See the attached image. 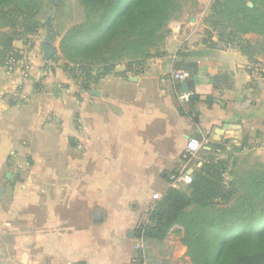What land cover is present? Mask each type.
<instances>
[{
  "label": "crops",
  "instance_id": "0c3cea01",
  "mask_svg": "<svg viewBox=\"0 0 264 264\" xmlns=\"http://www.w3.org/2000/svg\"><path fill=\"white\" fill-rule=\"evenodd\" d=\"M183 19L169 22L162 55L87 82L60 66L57 45L48 54L35 35L30 47L12 42L24 57L0 65V264L175 261L137 229L174 186L167 175L185 164L187 139L229 148L264 132V82L248 86L253 55L208 46L205 26ZM180 61L196 66L193 107L171 77L187 71Z\"/></svg>",
  "mask_w": 264,
  "mask_h": 264
},
{
  "label": "trees",
  "instance_id": "16d2710c",
  "mask_svg": "<svg viewBox=\"0 0 264 264\" xmlns=\"http://www.w3.org/2000/svg\"><path fill=\"white\" fill-rule=\"evenodd\" d=\"M182 1L77 0L80 20L60 38L62 67L73 69L74 78L83 76L82 81L87 82L110 72L118 63L132 66L162 55L164 39L170 31L168 24L178 16ZM61 4L63 0L56 5L46 0H0V65L18 55L12 45L15 39L30 47V37L41 27L51 31V25H43L41 18L52 15ZM212 10L215 18L207 22L204 30L208 46L216 45L210 39L213 35L219 41H228L221 28L228 23L233 26L229 32L232 38L237 33L252 32L264 39V0H216ZM176 65L190 73L186 81L190 83L196 75L194 63L180 61ZM176 83L182 88L181 82ZM188 101L193 107L192 95ZM258 113L255 109L235 111L238 119H249ZM226 143L227 140L221 146L201 148L195 157L184 150L181 161L189 167L190 162H196L191 167V181L170 186L151 206L137 230L144 239L160 242L174 228L181 235L189 264H264V162L223 183L227 159L210 155ZM178 171L167 176L177 175ZM233 186L235 189H231ZM215 199L217 202H213Z\"/></svg>",
  "mask_w": 264,
  "mask_h": 264
},
{
  "label": "rangeland",
  "instance_id": "374dc122",
  "mask_svg": "<svg viewBox=\"0 0 264 264\" xmlns=\"http://www.w3.org/2000/svg\"><path fill=\"white\" fill-rule=\"evenodd\" d=\"M47 4H53V0H46ZM180 6V12L178 16L174 19L184 18L183 20L186 21H193L194 24L196 22L206 26L207 22H211L215 17L212 15L213 6L216 4V0H184L182 1ZM249 6H252L251 2L247 3ZM251 4V5H250ZM186 9L184 6H186ZM184 8H183V7ZM48 14L42 16L41 21L44 25L45 19L48 17ZM81 9L78 6L77 0H63V4L59 6V8L51 15L50 22H51V31L41 27L35 34L32 36H36V38H41V43L51 45H57V49L59 50V43L60 38L63 33L72 25L76 24L80 20ZM190 23V22H189ZM198 26H196L197 28ZM195 28V29H196ZM224 31V40L228 41H219L216 37V47H228V48H240L242 52L247 56H250V53L253 55V61H248V68H252L254 79H251V83H248V86L255 87V85H261L264 82V39L255 33L248 32V33H237L230 37L229 32L233 30V26L231 23H228L225 27H221ZM211 31V28H208ZM219 29V27H218ZM205 30V27L203 31ZM216 31V30H215ZM214 33V32H213ZM188 33L186 32L185 40H187ZM32 36L30 39H32ZM32 41V40H31ZM213 42V41H212ZM52 43V44H51ZM26 47L28 44H25ZM218 45V46H217ZM24 57V53H18L14 59L20 60ZM27 58V56H26ZM54 60V59H53ZM62 67L63 64L60 63ZM64 68V67H63ZM69 67L64 68L70 75L73 76L74 70L68 69ZM85 68V67H84ZM87 68H85L86 71ZM84 71V70H83ZM95 72V69L92 70ZM257 81V83L255 82ZM249 87V88H251ZM262 92V91H261ZM264 93V92H263ZM264 96V94H262ZM264 100V99H263ZM258 106H261L259 104ZM260 108V107H259ZM264 120V116L261 119ZM264 123V121H263ZM259 134V133H258ZM261 135L259 138H255L251 140L247 138L245 135L241 139L237 140L236 143L231 144L228 148L227 143L219 149V152L212 153L210 157L216 156L217 158L227 159L226 161V168L220 169L222 172V182L228 183L229 180H232L234 177L244 174L246 171L250 169H255L259 163L264 162V132L259 134ZM250 142V143H249ZM223 143V141H222ZM222 143L218 146H221ZM232 147V150L230 148ZM231 157V158H229ZM194 162V163H193ZM195 160L190 162L189 165L194 168L195 167ZM231 189H235L233 186ZM213 202H217L215 199ZM164 246L161 247L162 251H169L168 253L172 259L175 261L172 264H189V259L185 255L186 247L181 241V235L177 234L172 228L167 236L163 239ZM161 243V242H160ZM150 245V243H149ZM170 248H166V246ZM157 249V248H156ZM149 259V258H148ZM169 264L171 262L169 261Z\"/></svg>",
  "mask_w": 264,
  "mask_h": 264
},
{
  "label": "built area",
  "instance_id": "2783aa9c",
  "mask_svg": "<svg viewBox=\"0 0 264 264\" xmlns=\"http://www.w3.org/2000/svg\"><path fill=\"white\" fill-rule=\"evenodd\" d=\"M16 60L13 58L8 59V62L5 65H12ZM171 77L175 82H186L191 78V75L189 72L185 70H174L171 73ZM189 92L181 91L178 94V98L181 101H187L190 97ZM205 144H202L200 140L190 137L186 141L185 151L188 152V154L191 157H195L196 154L201 150V148H205ZM192 172V168L185 163L178 171L177 175L172 174L170 176L171 182L174 184V186H179L181 184H187L191 181L190 173ZM172 184V185H173ZM131 264H142L141 262L134 261Z\"/></svg>",
  "mask_w": 264,
  "mask_h": 264
},
{
  "label": "water",
  "instance_id": "95a60500",
  "mask_svg": "<svg viewBox=\"0 0 264 264\" xmlns=\"http://www.w3.org/2000/svg\"><path fill=\"white\" fill-rule=\"evenodd\" d=\"M59 0H53V3L56 5L58 4ZM251 5V4H250ZM51 14L48 15V17L45 19L44 24L46 25H51V20H50ZM44 49H46V52H48V54H50V52L52 51V48L50 47L49 44H45ZM50 51V52H49ZM183 85V89L185 92H188V88H187V83L184 81L182 82ZM226 126V125H225ZM208 148V147H205ZM9 173L6 174V177H8ZM1 189V188H0Z\"/></svg>",
  "mask_w": 264,
  "mask_h": 264
}]
</instances>
